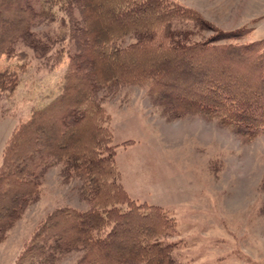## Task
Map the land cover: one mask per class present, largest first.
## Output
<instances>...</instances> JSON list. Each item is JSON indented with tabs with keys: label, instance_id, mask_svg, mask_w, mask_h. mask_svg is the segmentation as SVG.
Here are the masks:
<instances>
[{
	"label": "trees",
	"instance_id": "obj_1",
	"mask_svg": "<svg viewBox=\"0 0 264 264\" xmlns=\"http://www.w3.org/2000/svg\"><path fill=\"white\" fill-rule=\"evenodd\" d=\"M57 23L53 34L38 28ZM251 30H220L176 0H0V60L18 55V42L40 59H66L58 93L1 151L0 243L39 197L49 167L64 181L78 178L87 204L50 212L13 264H56L74 253L73 264H173L176 220L120 182L98 93L143 86L167 118L200 116L251 141L264 134V38L240 41ZM22 69L0 67L1 92L17 87Z\"/></svg>",
	"mask_w": 264,
	"mask_h": 264
},
{
	"label": "rangeland",
	"instance_id": "obj_2",
	"mask_svg": "<svg viewBox=\"0 0 264 264\" xmlns=\"http://www.w3.org/2000/svg\"><path fill=\"white\" fill-rule=\"evenodd\" d=\"M223 31L253 27L240 41L264 38V0H176ZM178 26V25H176ZM56 33L59 23L41 25ZM209 35V32L202 36ZM0 67L23 64L12 91H0V158L12 130L59 91L66 59H40L22 42ZM116 147L120 182L139 202L159 205L176 220L173 264H264V134L243 142L200 116L167 118L139 85L99 92ZM128 142V143H127ZM80 181L60 168L43 173L39 197L0 243V264H13L34 229L62 206L85 209ZM70 254L56 264H73Z\"/></svg>",
	"mask_w": 264,
	"mask_h": 264
}]
</instances>
